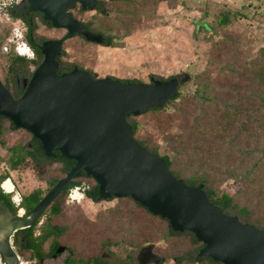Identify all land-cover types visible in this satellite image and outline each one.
Returning <instances> with one entry per match:
<instances>
[{"label": "rangeland", "instance_id": "obj_1", "mask_svg": "<svg viewBox=\"0 0 264 264\" xmlns=\"http://www.w3.org/2000/svg\"><path fill=\"white\" fill-rule=\"evenodd\" d=\"M99 4L104 6L105 11L82 9L77 5L72 12L79 19L89 22L92 28L115 34L113 41L100 44L76 35L65 41L61 56L63 62L83 66L97 77L113 75L151 82V76L168 78L188 73L189 79L180 85V90L188 93L198 87L196 76L208 70L207 79L212 83L210 87L217 91L232 84L226 80L233 68L239 72L246 70L244 67L259 55L264 46V0H99ZM221 14H226L230 22L218 21ZM198 19L208 20L213 30L210 32L202 27L196 33L194 20ZM36 22L38 39L56 38L67 32L65 28L54 27L44 21L41 16L36 17ZM10 30L9 23L0 22V78L18 96L17 84H26L36 66L30 63L31 59L19 63L21 68L28 69L29 77L9 70V62L17 54L13 50L5 52L2 47ZM218 39L222 40L223 46L216 45ZM240 84L261 83H249L242 77ZM252 88L255 89L256 85ZM172 109L173 104L166 106L167 111ZM158 117L151 111L132 115L131 119L140 123L135 137L148 142L150 149L158 145L160 153L168 151L173 154L165 133L176 132L179 128L171 125L168 131L163 130ZM1 122L4 133L0 136L3 140L0 141V176L8 174L22 196L36 188L40 189L41 195L46 194L54 181L65 174L63 162L50 160L37 163L26 155L13 168L11 159L18 157V152H25L22 150L32 140L33 133L14 126L7 117ZM77 180L81 182L78 185L82 186V190L97 182L90 175H82ZM243 184L227 177L219 178L214 186L219 192L234 195L235 201L243 204L248 202V194L241 195ZM70 188L61 196L62 212L52 218L58 224L72 222L69 230L61 236L62 243L75 245V230L79 228L87 233L88 238L78 241L77 246L152 244L170 246L182 252L201 244L191 232L172 233L166 218L147 211L128 196L95 201L85 194L81 200L72 201L68 199ZM249 204L254 217L261 220L259 225L264 227V201L258 203L254 199ZM20 208L24 209V213L25 208ZM46 216L36 225V235L42 232ZM14 247L22 260V263L18 260L17 264H59L66 254L42 263L34 258L30 250H22L15 244ZM198 264L224 263L204 258Z\"/></svg>", "mask_w": 264, "mask_h": 264}, {"label": "water", "instance_id": "obj_2", "mask_svg": "<svg viewBox=\"0 0 264 264\" xmlns=\"http://www.w3.org/2000/svg\"><path fill=\"white\" fill-rule=\"evenodd\" d=\"M27 1L31 10L40 11L45 20L68 32L43 41V58L21 95L15 96L0 78V115L31 131L46 155L54 156L58 150L76 163L24 215L12 211L0 193L1 256H12L10 264L18 263L15 232L41 218L84 170L98 182L100 198L131 196L153 214L168 219L174 230L193 232L205 244L200 255L224 264H264V228L225 213L210 199L205 183L189 184L177 177L160 153L134 138L127 116L163 106L190 75L153 76L151 82H144L111 75L95 78L80 67L60 73L57 56L64 40L82 34L90 41L104 42L102 32L89 29L71 12L77 4L94 9L98 0Z\"/></svg>", "mask_w": 264, "mask_h": 264}, {"label": "trees", "instance_id": "obj_3", "mask_svg": "<svg viewBox=\"0 0 264 264\" xmlns=\"http://www.w3.org/2000/svg\"><path fill=\"white\" fill-rule=\"evenodd\" d=\"M96 8L101 12L105 11L104 6L100 4ZM20 13L19 11L16 15ZM23 17L29 26L26 37L37 52L36 57L32 58L30 63L37 66L43 58L35 38L37 25L28 17ZM218 21L229 23L230 19L226 14H221ZM194 22L196 33L202 27L210 32L213 30V26L208 20L198 19ZM86 24L90 26L89 22ZM104 34V44L111 43L116 36L115 34ZM215 43L217 46L224 45L221 39L216 40ZM27 59L30 58L16 54L9 62V70L14 73L29 75L28 69L21 68L19 65L21 61ZM244 68L246 70L243 72L233 68L229 79L226 80L232 84L217 91L210 87L212 83L207 79L209 71H202L196 76L199 84L194 92L183 93L179 88L176 96L170 98L163 106L152 107L148 110L159 116L158 122L163 130L168 131L167 129L171 125H176L179 128L176 132L168 131L165 133V138L173 149V154L168 151L160 153L158 145L150 149L148 142L135 137V133L140 128V123L131 119L134 114L128 115L127 120L133 125L134 138L144 147L160 153L173 174L184 178L189 184L205 183L210 199L220 205L225 213L236 214L241 220L252 222L258 227L264 228L259 225L261 220L254 217L253 209L249 208L250 201L254 199H257L258 203L264 201V46L259 55ZM33 71L34 69L32 73ZM242 77L247 79L249 83L258 82L261 84H240ZM122 80L140 81L138 79ZM253 85H256L255 89L252 88ZM21 90L23 88H20ZM232 97L235 98L232 99ZM169 104H173V109L167 111L166 106ZM2 118L4 116L0 115V136L4 133ZM0 141L3 140L0 139ZM33 147L30 150L26 145L22 150H25L24 153L18 152L20 154L18 157L13 156L11 166L15 168L27 154L44 152L39 140L33 144ZM59 157L65 161L66 167L71 166L72 161L61 155ZM82 175L88 174L83 171ZM227 177H233L235 181L244 182L240 191L241 195L246 196L248 194V202L240 204L235 201L234 195L226 191L219 192L218 188L214 186L215 181L219 178ZM6 178H8V174L0 176V193L12 211L18 212L20 207H24L25 211L29 212L42 198L40 189L36 188L23 195L21 203L17 205L12 199V192L7 193L1 187V183ZM80 183L78 180H73L68 188ZM85 194L92 200H99L98 182L87 187ZM128 197L134 199L131 196ZM136 203L151 212L138 201ZM62 207V197H58L51 205L50 210L58 212L62 210ZM231 210L234 212L232 213ZM37 222L16 231L13 242L22 250H32V255L41 261L45 255V242L49 239L52 230L43 229L39 235H36ZM169 229L174 232L170 225ZM20 233L23 235L22 238H19ZM197 257L196 254L195 259ZM209 258L214 262H219Z\"/></svg>", "mask_w": 264, "mask_h": 264}, {"label": "flooded vegetation", "instance_id": "obj_4", "mask_svg": "<svg viewBox=\"0 0 264 264\" xmlns=\"http://www.w3.org/2000/svg\"><path fill=\"white\" fill-rule=\"evenodd\" d=\"M27 3H28V1L27 0H24L17 7L16 13L20 11L21 12L19 14L20 16H22V17L23 16L28 17L30 20L34 21L36 23V25H37L36 17L37 16H41L43 18V14L40 11L31 10L29 8V3H28V6H27ZM98 4H99V0L97 2V5ZM77 5H80V4H77ZM71 12H72V10H71ZM44 21L49 22V21H47L45 19H44ZM81 21H83V20H81ZM83 22L85 23V25L89 29H91L93 31H96V32H101V31H98V30L92 28L91 25L88 26L86 24L87 23L86 21H83ZM27 26H28V24H27ZM54 27H56V26H54ZM37 28H38V26H37ZM37 28H36V30H37ZM62 28H65V27H62ZM28 29H29V26H28ZM65 29H67V28H65ZM27 32H28V30H27ZM67 32H68V29H67ZM67 32L65 34H67ZM76 35H81L82 37L85 38V36L82 35V34H76ZM63 36H60V37H63ZM60 37H56V38H60ZM35 38H36V41L38 43V46H39V49L40 50H41V45H42V43H43L44 40H46V39H54V38H41V39H38L37 34H36ZM66 40H64V42H63V47H62L61 54H59L57 56V59L59 60L58 71L60 73L69 72V71L73 70L75 67H80L82 69H86L83 66H79V65H75V64L63 62L61 60V56L63 54V49H64V43H65ZM92 42H94V41H92ZM100 44H104V42L103 43H100ZM41 53H42V51H41ZM36 55H37V52H36ZM42 55H43V53H42ZM35 68H34V70H35ZM87 70L93 75V77L98 78L96 75H94V73L91 72V70H89V69H87ZM17 74H19V73H17ZM29 75H22V76L23 77L24 76H28L29 77ZM31 75H32V72H31ZM111 76H113V75H111ZM178 76H182V75H178ZM113 77H116V76H113ZM29 78H28V80H29ZM117 78H119V77H117ZM151 79H152V77H151ZM25 87L26 86H25V83L24 82H22L20 84H17V90L19 92L18 93V96L23 93V91L25 90ZM20 88L21 89L23 88V90L20 91ZM37 140L40 141V139H38L37 137H35L34 134H33L32 140L28 143V147H29L30 150H32L34 148L33 147V144ZM40 143L42 144L41 141H40ZM55 153H56V155H54V156H48V155L45 154V151L43 153H37V154H35V153L32 152L29 155L27 154V156L30 157V158H32L37 163H43L44 161H50V160L51 161L52 160H54V161H57V160L62 161L63 162V168L65 170V174L63 176H65L66 173L72 168V166L75 165L76 161L74 159L67 158L68 160L72 161L71 166L68 168L65 165V161L62 160V159H60V157H59V155H61L60 151L55 150ZM64 158H66V157H64ZM83 171H82V174H83ZM82 174L80 176H82ZM63 176H61V177H63ZM80 176H75L70 181V183L67 185V187L53 200V202L58 197H61L62 194L67 189H69L68 186L71 184V182L73 180H77V177H80ZM60 178H58L57 180L54 181L52 187L55 185V183ZM109 198H111V197H109ZM101 199L102 198H100L99 200H101ZM53 202L49 205L48 208L51 207V205L53 204ZM47 209L45 210V212L41 216V218H42L43 216L48 215V216H46V220L43 221V229L44 230H47V231L52 230V233L48 237L49 238L48 244L44 246L45 255L41 259V261H39L34 256V258L37 261L42 262V263L43 262H46L47 260H51V259L52 260H55L56 258H58L59 256L63 255L64 253H66V254L61 259L62 262L59 263V264H164L166 262H169V264H198L204 258H209V256H204V255H200L199 254L200 249L205 245L203 241H201V244L198 245L195 249L184 250L182 252H177V249L172 248L170 246H154V245H152V246H144V245L143 246H77L76 244L78 243V241L80 242V241L88 238L86 236L87 233L84 234L83 231H82V229H79V228L77 230H75V231H77V232H75V239H76V242H77L75 245L74 244L72 245L70 243H62L61 236L64 235V233H66L69 230L70 224H72V222L68 221V222H65L63 224L62 223L58 224V223L54 222L52 220L53 216L60 214L62 211L54 212V211H51V210L50 211H47ZM25 213H27V212L25 211L24 213H22V215H24ZM41 218H39L36 221L39 222L41 220ZM38 222H37V224H38ZM27 227H29V226H27ZM24 228H26V227H24ZM187 231L188 232H191L189 230H184V231L174 230V232H172V231L171 232L172 233H184V232H187ZM191 233L193 234V237H194V239L196 241H200L195 236V234L193 232H191ZM22 236H23L22 233H20L19 234V238H22ZM13 240H14V236H13ZM30 251H31V254H32V250H30ZM196 254L198 255L197 259H195V255ZM219 262H221V261H219Z\"/></svg>", "mask_w": 264, "mask_h": 264}, {"label": "built area", "instance_id": "obj_5", "mask_svg": "<svg viewBox=\"0 0 264 264\" xmlns=\"http://www.w3.org/2000/svg\"><path fill=\"white\" fill-rule=\"evenodd\" d=\"M23 1L24 0H0V22H6L11 25V30L2 47L5 52L14 50L18 55L32 59L36 57V51L26 37L28 30L27 22L22 16L16 15V9ZM1 187H3L2 183ZM3 189L7 191L4 187ZM7 192L13 193L12 198L17 205L21 203L22 194L20 191L16 190V185H14L12 190ZM78 194H80V196H78ZM84 195L85 189L82 190V186L75 185V187L70 189L68 199L72 201L81 200ZM20 211L23 213L24 209L20 208ZM18 260L22 263L20 256Z\"/></svg>", "mask_w": 264, "mask_h": 264}, {"label": "bare ground", "instance_id": "obj_6", "mask_svg": "<svg viewBox=\"0 0 264 264\" xmlns=\"http://www.w3.org/2000/svg\"><path fill=\"white\" fill-rule=\"evenodd\" d=\"M14 183L12 181L11 178H6L3 183H2V186L7 190V191H10L13 189L14 187ZM9 193V192H7ZM78 196H80V194H78ZM13 260V257L12 256H7L6 258H3L1 256V252H0V264H10L11 261Z\"/></svg>", "mask_w": 264, "mask_h": 264}, {"label": "crops", "instance_id": "obj_7", "mask_svg": "<svg viewBox=\"0 0 264 264\" xmlns=\"http://www.w3.org/2000/svg\"><path fill=\"white\" fill-rule=\"evenodd\" d=\"M13 181V180H12Z\"/></svg>", "mask_w": 264, "mask_h": 264}]
</instances>
